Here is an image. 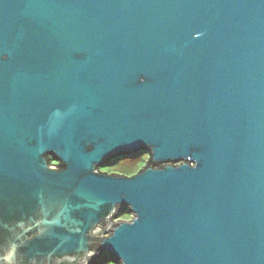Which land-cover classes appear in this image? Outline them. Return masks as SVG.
<instances>
[{"label": "water", "instance_id": "1", "mask_svg": "<svg viewBox=\"0 0 264 264\" xmlns=\"http://www.w3.org/2000/svg\"><path fill=\"white\" fill-rule=\"evenodd\" d=\"M105 253L264 264V0H0V264Z\"/></svg>", "mask_w": 264, "mask_h": 264}, {"label": "rangeland", "instance_id": "2", "mask_svg": "<svg viewBox=\"0 0 264 264\" xmlns=\"http://www.w3.org/2000/svg\"><path fill=\"white\" fill-rule=\"evenodd\" d=\"M149 158V154L146 151L138 152L129 156H122L112 160V164L109 166V163L100 168L101 172L112 174H119L125 176H133L138 173V169L141 165L143 159L147 160ZM120 212H125L124 216H120L118 214L117 218H115L114 222H118V220L130 221L132 219V214L129 213L127 208H122ZM106 255H109L106 253Z\"/></svg>", "mask_w": 264, "mask_h": 264}, {"label": "trees", "instance_id": "3", "mask_svg": "<svg viewBox=\"0 0 264 264\" xmlns=\"http://www.w3.org/2000/svg\"><path fill=\"white\" fill-rule=\"evenodd\" d=\"M50 161L52 162V158H50ZM149 161V158L147 160L143 159L141 162V165L138 169L137 172H139L141 170V168H143ZM112 164V161L109 162V166ZM104 173V172H103ZM108 174V173H107ZM125 212H120V216H124ZM95 264H120L119 262H117L113 257H111L110 255H106L103 254L101 256V258L95 263Z\"/></svg>", "mask_w": 264, "mask_h": 264}]
</instances>
